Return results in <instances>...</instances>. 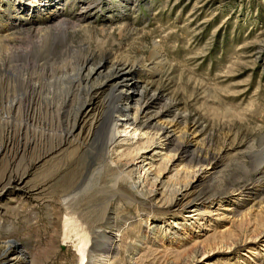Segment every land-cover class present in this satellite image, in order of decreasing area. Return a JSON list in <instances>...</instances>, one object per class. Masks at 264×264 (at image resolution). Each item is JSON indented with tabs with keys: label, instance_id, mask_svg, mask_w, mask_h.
<instances>
[{
	"label": "rangeland",
	"instance_id": "obj_1",
	"mask_svg": "<svg viewBox=\"0 0 264 264\" xmlns=\"http://www.w3.org/2000/svg\"><path fill=\"white\" fill-rule=\"evenodd\" d=\"M73 2L65 8L74 15L91 3L87 20L97 27L68 37L90 46L69 68L72 78L86 56L149 59L157 41L166 64L139 76L138 86L163 94L157 108L174 103L168 118L185 114L202 129L199 149L214 173L191 198H214L205 205L176 198L198 164L175 160V145L153 144L154 130L138 145L157 151L147 188L160 189L142 195L119 178L133 147L107 157L89 124L66 141L74 105L40 108L43 119L26 127L35 112L22 100L11 132L0 135V184L23 177L31 193L0 201V237L18 240L33 264H264V173L254 172L264 148V0ZM126 23L135 29L115 30ZM107 229L113 251H105Z\"/></svg>",
	"mask_w": 264,
	"mask_h": 264
},
{
	"label": "bare ground",
	"instance_id": "obj_2",
	"mask_svg": "<svg viewBox=\"0 0 264 264\" xmlns=\"http://www.w3.org/2000/svg\"><path fill=\"white\" fill-rule=\"evenodd\" d=\"M5 1L0 4V135L11 132L22 100L29 110L35 112V116L27 117L26 127L30 121L34 124V121L43 119L38 115L40 108L52 110L59 104L74 105L72 122L64 139L67 141L74 137L77 130L80 136L89 124L88 135H94L99 130V145L106 151L107 157L118 155L120 147H133L136 154L119 175V178L130 180L131 189L142 195L159 192L160 187L156 184L153 189L147 188L157 151L143 153L144 147L138 145L148 136L149 130H154L156 139L153 144L165 147L175 145L178 151L175 160L198 164L193 179L177 191L176 198L187 204L197 202L204 205L214 198L204 194L191 198V188L214 173L207 170L208 154L199 149L202 129L195 121L189 122L185 114L177 113L168 118L174 103L157 108L163 94L158 90L150 93L138 86L139 76L158 74L166 64L157 41L153 43L149 59H146L147 56L125 55L114 60L113 52L108 51L97 60V54L86 56L78 77L72 78L69 68L79 63L80 52L90 46L75 45L68 37H74L82 30L96 29L97 26L87 20L88 12L94 9L91 3L84 2L74 15L71 9L66 11L65 7L70 2L75 5L73 1L76 0H12L14 11L10 4L4 8ZM106 24L102 29L111 34L114 28L110 26L112 24ZM134 29L129 23L115 28L121 34ZM68 83L71 86H67ZM2 150L3 147H0V154ZM214 160L215 163H210L213 170L219 163L218 158ZM136 169L139 174L134 177ZM254 172L264 173V148ZM30 193L23 177L0 184V201L6 195L27 196ZM113 243L112 231L107 229L105 251H113ZM0 264L33 262L18 240L12 238L6 241L0 237Z\"/></svg>",
	"mask_w": 264,
	"mask_h": 264
}]
</instances>
